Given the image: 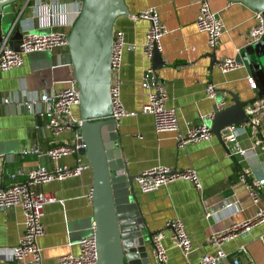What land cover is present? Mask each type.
<instances>
[{
    "label": "crops",
    "instance_id": "0c3cea01",
    "mask_svg": "<svg viewBox=\"0 0 264 264\" xmlns=\"http://www.w3.org/2000/svg\"><path fill=\"white\" fill-rule=\"evenodd\" d=\"M42 0L17 1L12 9L4 7L0 14V28L5 44L16 48L22 33L43 32L34 16L35 6ZM65 2L69 10L76 8L74 0ZM210 7L218 13L224 31L214 50L215 58L206 44V35L197 30L194 18L197 0H124L130 16H119L113 23V30L123 34L124 48L120 69L112 73L111 80L119 82L120 99L127 114L117 120L118 144L129 175L135 176L143 169L164 165L176 168L190 167L196 171L201 191L198 192L188 180H175L150 192H139L133 182L134 195L146 232L163 228L165 221L179 218L186 230L191 248L183 255L170 241L169 230L164 229L162 245L166 249V264H188L199 260L201 254L212 253L215 247L208 243L210 234L226 230L233 224L251 218L259 205L253 203L245 185L238 180L243 171L252 180L264 176V150L244 156L229 155L221 138L212 135L209 139L188 142L178 148L175 132H156L150 114L141 112L147 100V90L141 87L143 70L152 61L142 53L144 34L148 22L133 19L132 15L146 7H154L164 24L165 32L159 38L161 64L154 68L164 80L166 88L165 105L174 110L177 118V133H184L186 122L194 124L204 121L210 125L213 113L220 102L231 104L228 92L237 94L240 101L248 102L256 96L246 77L251 76L240 54L247 41V31L253 24L252 11L238 2L208 0ZM23 8L21 13L19 9ZM67 16V23L72 22ZM59 29L67 32L69 27ZM66 45L44 52H32L23 57L19 67L0 71V94L14 102L33 100L38 92L46 88L62 87L71 76L67 65L62 63ZM217 57H235L243 66L221 72L216 65ZM214 86L213 97L205 94V85ZM72 115L78 119L77 104ZM45 119L10 104L0 107V186H5L23 177L9 174L27 172L40 165L50 170L55 165L73 166L74 154L53 160L38 155L58 142H71L72 128L52 135L44 127ZM246 146L245 137L240 138ZM28 150H35L27 153ZM80 163H87L83 156ZM36 191L51 193L55 200L43 206L41 222L43 234L37 238L40 264H55L56 259L67 253L78 252V242L90 234L92 205L90 200L91 170L84 168L77 176L53 180L33 187ZM230 203L227 210L224 205ZM213 216H206L205 212ZM23 217L16 206L0 209V246L14 245L22 230ZM243 245L247 254L239 264H264V221L255 224L247 232L224 241L221 249L231 254ZM150 263L153 264L151 244L145 243ZM0 259V264H27ZM219 264H232L229 256Z\"/></svg>",
    "mask_w": 264,
    "mask_h": 264
},
{
    "label": "built area",
    "instance_id": "2783aa9c",
    "mask_svg": "<svg viewBox=\"0 0 264 264\" xmlns=\"http://www.w3.org/2000/svg\"><path fill=\"white\" fill-rule=\"evenodd\" d=\"M74 1L77 6L72 11L69 10L65 2L59 0L40 1L35 6L33 13L39 27L46 31L28 32L25 30L16 48L7 46L2 38L0 42V71L21 66L23 57L32 52L50 51L55 47L65 46L67 32L59 28L62 26L70 27L72 22L67 23V16L72 15L73 21L77 15L78 3L81 0ZM252 16L253 24L247 31L245 44L258 41L264 35V16L259 11H252ZM132 18L143 19L148 22L141 47L145 58L151 60L153 49L159 50V38L165 32L164 24L154 7H146L132 15ZM194 24L198 31L205 33L206 44L211 51H214L219 44L224 25L218 13L210 7L208 0H197ZM123 48L122 32L113 30L109 57L111 76L121 67ZM216 65L221 72H227L243 66V62L235 57H217ZM67 67L71 76L62 87L53 90L43 88L33 100L27 102H14L8 96L0 94V107L8 104L22 105L27 112L43 117L45 119L44 127L52 135H57L67 128L79 126L80 121L72 115V107L77 104V87L72 77L71 68L69 65ZM246 81L249 87L253 89L252 77L247 76ZM141 87L147 90V100L142 104L141 112L152 116L153 127L156 132H175V144L178 148L183 147L188 142L209 139L213 135L210 125L204 121L197 124L186 122L185 132L177 133V118L174 110L165 105L166 88L164 80L158 76L151 64L142 72ZM204 91L207 97H213L214 86L207 83ZM108 92L111 106L109 116L117 122L127 114L120 99L119 82L117 80H110ZM223 103V101L220 102L215 110L221 108ZM243 111L247 119L241 123L224 127L225 133L220 137L226 153L231 156H244L254 154L258 150H264V97H253L245 103ZM213 114L214 112L209 113L205 117L212 119ZM241 137H245L246 146L241 145ZM73 138H77L75 133ZM81 147H84V144H75L73 141L58 142L44 152L37 151L38 155H46L53 160L64 155L74 154L76 164L73 166L55 165L50 170L38 165L25 173L16 171L10 173L9 177L14 178L16 175H20L23 177L21 180L0 186V209L16 206L20 209L23 217V230L17 242L12 246H0V259L40 264L39 248L36 240L43 234V224L41 222L43 206L53 202L55 198L51 193L36 191L33 187L53 180L79 175L88 166L87 163H80L81 155L77 154V149ZM34 151L28 150L27 153H33ZM175 180H188L198 192L202 189L196 171L190 167L176 168L157 165L143 169L133 177L136 188L142 193L153 191ZM238 180L245 185L250 200L255 204H259L254 215L240 223L231 225L226 230L210 234L208 243L215 247V250L212 253L201 254L197 262L188 264H219L227 256H229L232 264H239L240 258L247 254L243 245L236 247L231 254H225L221 249V244L243 232H247L255 224L264 221V205L260 199V191L261 189L264 190V176L258 180H252L247 177L246 172L241 171L238 174ZM261 194H264V191ZM224 207L231 210L230 203H226ZM212 214L209 211L205 212L206 216H213ZM92 227L93 224H91V233L79 240L78 252L59 256L55 264H92L96 258ZM164 229L169 230L171 243L183 255L186 256L191 248V242L182 221L179 218L167 220L163 228L153 232L150 238L153 264H166V249L162 245ZM247 264H252V262L248 261Z\"/></svg>",
    "mask_w": 264,
    "mask_h": 264
},
{
    "label": "water",
    "instance_id": "95a60500",
    "mask_svg": "<svg viewBox=\"0 0 264 264\" xmlns=\"http://www.w3.org/2000/svg\"><path fill=\"white\" fill-rule=\"evenodd\" d=\"M17 1L26 4L29 0H0V14L4 7L12 9ZM227 1L238 2L264 16V0ZM22 10L20 8L18 13ZM119 16H130L124 0H81L65 36L66 52L62 55V63L70 66L76 83L80 121L79 126L72 127L77 135L72 141L84 144L77 149V154L85 158L91 170L90 222L96 254L92 264H151L145 243H150L153 232L145 231L134 195V176L126 170L118 144L117 122L109 116V57L113 23ZM6 31L0 28V42ZM210 57L213 61L214 51ZM239 57L252 75L256 97H264V35L247 44ZM151 61L153 68L161 64L156 48ZM228 94L231 104L215 110L210 122L212 134L219 139L225 133L224 127L247 119L243 111L246 102L240 101L237 94ZM16 106L23 110L22 105ZM263 191L261 189L260 199L264 205Z\"/></svg>",
    "mask_w": 264,
    "mask_h": 264
},
{
    "label": "rangeland",
    "instance_id": "374dc122",
    "mask_svg": "<svg viewBox=\"0 0 264 264\" xmlns=\"http://www.w3.org/2000/svg\"><path fill=\"white\" fill-rule=\"evenodd\" d=\"M91 232V231H90Z\"/></svg>",
    "mask_w": 264,
    "mask_h": 264
}]
</instances>
